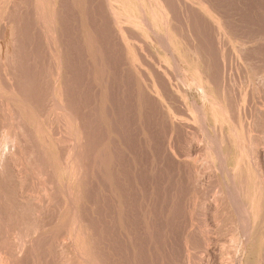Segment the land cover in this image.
<instances>
[{
  "label": "rangeland",
  "instance_id": "374dc122",
  "mask_svg": "<svg viewBox=\"0 0 264 264\" xmlns=\"http://www.w3.org/2000/svg\"><path fill=\"white\" fill-rule=\"evenodd\" d=\"M0 7V168L4 167L3 177L6 178L1 179L0 185L5 184L6 192L11 194L10 196L6 194L2 187L1 197L7 195L11 198V203L7 208L10 212L2 215V220L8 223V227L4 225L0 227L2 229L0 238L3 237L0 239V257L4 256V250L8 251L10 248L7 244L13 242L17 245L27 239L18 249V253L20 255L22 253V257L20 256L22 264L23 262L63 264L65 260L64 264H78V254H74V250L72 252L73 240L68 238L66 230L70 229L73 221L71 217H74L72 214H75L74 210L77 209L76 214L80 215L79 219L82 221L80 223L88 235L86 239L90 240V242L88 240L90 256L93 254L91 258H95L93 262H97L96 264L264 263V163L259 164L253 154L254 158L251 154L247 156V153H242L245 152L243 149L250 146L249 142L252 143L254 140L260 141L259 150L264 151V116H260L264 111V0H0ZM154 13L158 15L155 16ZM163 19H167L166 24L162 22ZM148 24L150 29L146 28ZM135 26L140 27L136 29ZM196 70H199L202 76V84L207 87L206 93L197 86L193 87L194 83L191 80L194 79L193 76L196 77ZM257 78H260V81ZM2 101H5L4 105ZM212 101L217 103L213 104ZM195 105L200 107V110L205 108L203 109L207 119L205 126L202 125L204 122L200 123L201 121L196 118L195 112L198 109L194 111L197 107ZM210 105L216 115L213 114ZM6 114L9 119L2 117ZM227 116L229 118H226ZM231 118L237 120V123L233 125L234 120ZM12 123L14 125L17 123V128ZM19 125L21 129L27 128L28 132L30 131L28 134L27 129L24 130L28 142L26 141L24 147L27 148L21 156L16 152L23 149V146L15 143L16 136H12V133L21 130L18 128ZM6 131L8 134L11 131V135L8 136ZM229 133L232 138L228 137ZM233 133H236L235 136ZM7 136L14 139H8ZM194 136L196 140L193 142ZM242 137L244 141L247 140L246 144L242 143L244 142ZM1 138L12 142L4 146L1 144ZM188 139L190 144L194 143L191 147ZM220 142L224 143L222 154L227 157V164L220 159L217 160L219 152L216 147ZM37 144L39 147H36ZM206 146H209L212 152ZM204 148L209 151H205ZM10 155L22 159L18 167L22 175H25L21 195L26 194V197L25 195L23 197L29 199L31 208H39L41 217L28 213L23 215L22 212L20 214V211H16L19 204L21 205L19 201L22 200V196L19 198L20 193L16 194L12 183L14 179L12 173L16 169L9 170V167H12L11 163L9 162L8 166V158V161H5V157ZM37 156L36 163L32 158L37 159ZM249 157L255 159L254 162ZM247 160L249 164L244 163ZM195 161L199 165H196ZM66 163L70 165V169L66 167ZM35 166L38 171L40 169L43 172L34 170ZM198 166H201L199 172ZM225 167L230 172L232 169L233 173L237 171L238 189L244 192L245 188L246 195L253 193L254 189L258 195L259 191V198L254 195L253 200L250 196L255 193H251L248 198L243 194L245 198L243 201L248 202L251 199L253 202L252 205L245 202V205H249H246L248 209L261 206L259 211L262 210L249 239H245L247 237L244 234L245 221L242 217H247L245 209L240 215V220L244 222H241L242 224L239 222L242 226L239 228V214L234 208L231 209L229 200L223 198L231 190ZM6 170L8 172L12 170V176L5 173ZM194 173H200L199 177ZM43 174L49 175L48 177L46 175V178ZM201 175L204 177L203 180L202 177L200 179ZM197 179L202 182H198ZM69 188L75 190L73 192L75 200L72 197L75 209H71L73 201L68 195ZM192 199L195 201L194 208ZM254 199L255 202L261 200V203L258 201L256 204L259 205H256ZM217 200L221 202L216 212ZM3 201L0 202V210L3 208L1 207ZM37 205H40L41 209ZM250 209V212L253 211ZM35 222L43 228L46 227L43 229L40 226L41 230L37 231L31 229ZM206 227L208 230H205ZM235 233L239 236L237 243L232 239ZM55 234L59 238L62 234L65 238V241L61 240L60 248L65 249L67 257L65 254L58 255L61 253L59 249L55 250L52 244ZM205 238H208L207 241L210 240L209 243ZM6 239L8 243L4 241ZM29 241L36 246L35 250L31 249ZM63 242H67L66 245ZM23 247L26 249L25 255ZM207 249L210 252H206ZM69 251L71 253H68ZM201 252L204 256H201L202 258ZM46 255H49L47 259ZM195 257L200 260L199 263Z\"/></svg>",
  "mask_w": 264,
  "mask_h": 264
},
{
  "label": "bare ground",
  "instance_id": "6f19581e",
  "mask_svg": "<svg viewBox=\"0 0 264 264\" xmlns=\"http://www.w3.org/2000/svg\"><path fill=\"white\" fill-rule=\"evenodd\" d=\"M90 1H91V0H90ZM109 1H110V0H109ZM151 2H152V1H151ZM3 3H4V1H3ZM3 3H2V4H3ZM14 3H15V2H14ZM40 3H41V2H40ZM104 3H105V2H104ZM156 3H157V2H156ZM54 4H55V2H54ZM209 4H210V3H209ZM37 5H38V4H37ZM20 6H21V5H20ZM28 6H29V5H28ZM47 6H48V5H47ZM111 6H112V5H111ZM157 6H158V5H157ZM50 8H51V7H50ZM108 8H109V7H108ZM210 8H211V7H210ZM0 9H1V7H0ZM87 9H88V8H87ZM26 11H27V10H26ZM111 11H112V10H111ZM155 11H156V9H155ZM160 11H161V10H160ZM115 12H116V11H115ZM162 12H163V10H162ZM200 12H201V11H200ZM165 13H167V11H166ZM31 14H32V13H31ZM39 14H40V13H39ZM53 14H54V13H53ZM154 14H155V13H154ZM159 14H160V13H159ZM162 14H163V13H161V16H162ZM201 14H202V13H201ZM55 15H56V14H55ZM99 15H100V14H99ZM143 15H144V14H143ZM156 15H158V14L156 13L155 16H156ZM53 16H54V15H53ZM116 16H117V15H116ZM165 16H166V15H165ZM168 16H169V15H168ZM168 16H167V17H168ZM32 17H33V16H32ZM134 18H135V17H134ZM164 18H166V17H164ZM167 19H169V18H167ZM167 19H166V20H167ZM24 20H25V19H24ZM46 20H47V19H46ZM166 20L163 19L162 22L164 21V24H166ZM11 21H12V20H11ZM41 21H42V20H41ZM121 21H122V20H121ZM48 22H49V21H48ZM87 22H88V21H87ZM91 22H92V21H91ZM167 22H168V21H167ZM129 23H131V22H129ZM10 24H11V23H10ZM50 24H51V23H50ZM50 24H49V25H50ZM162 24H163V23H162ZM54 25H55V24H54ZM130 25H131V24H130ZM137 25H138V24H137ZM144 25H145V24H144ZM5 26H6V24H5ZM146 26H147V27H146L147 29H148V28L150 29L149 24L146 25ZM220 26H221V25H220ZM124 27H125V26H124ZM137 27L139 28L140 26H135L136 29H137ZM144 27H145V26H144ZM54 28H55V27H54ZM106 28H107V27H106ZM141 28H143V27H141ZM166 28H167V27H166ZM34 29H35V28H34ZM67 29H68V28H67ZM168 29H169V28H168ZM73 30H74V29H73ZM81 30H82V29H81ZM133 30H134V29H133ZM138 30H141V31H142V29H138ZM148 31H149V30H148ZM167 31H168V30H167ZM195 31H196V30H195ZM256 31H257V30H256ZM1 32H3V31H1ZM23 32H24V31H23ZM129 32H130V31H129ZM137 32H138V31H137ZM143 32H144V29H143ZM153 32H154V30H153ZM17 33H18V32H17ZM20 33H21V32H20ZM52 33H53V32H52ZM166 34H167V33H166ZM28 36H29V35H28ZM67 36H68V35H67ZM67 36H66V37H67ZM187 36H188V35H187ZM3 37H4V36H3ZM164 37H165V36H164ZM191 37H192V36H191ZM8 38H9V37H8ZM15 38H16V37H15ZM68 38H69V37H68ZM157 39H158V38H157ZM169 39H170V38H169ZM250 39H251V38H250ZM26 40H27V39H26ZM109 40H110V39H109ZM139 40H140V39H139ZM158 40H159V39H158ZM163 40H164V39H163ZM15 41H16V40H15ZM111 41H112V40H111ZM140 41H141V40H140ZM18 42H19V40H18ZM43 42H44V41H43ZM141 42H142V41H141ZM188 42H189V41H188ZM249 42H250V41H249ZM50 43H51V41H50ZM143 43H144V42H143ZM210 43H211V42H210ZM213 43H214V42H213ZM153 44H154V43H153ZM23 46H24V45H23ZM96 46H97V45H96ZM203 47H204V46H203ZM211 47H212V46H211ZM242 47H243V46H242ZM13 48H14V47H13ZM51 49H53V48H51ZM103 49H104V48H103ZM194 50H195V49H194ZM119 53H120V52H119ZM76 54H77V53H76ZM85 54H86V53H85ZM211 54H212V53H211ZM115 55H116V54H115ZM197 55H198V54H197ZM200 55H201V54H200ZM4 56H5V55H4ZM123 57H124V56H123ZM197 57H198V56H197ZM210 57H211V56H210ZM6 58H7V57H6ZM6 58H5V59H6ZM12 58H13V57H12ZM115 58H116V57H115ZM207 58H208V57H207ZM20 59H21V55H20ZM203 59H204V58H203ZM217 59H218V58H217ZM240 59H241V58H240ZM13 60H14V59H13ZM204 60H205V59H204ZM20 61H21V60H20ZM108 61H109V60H108ZM174 61H175V60H174ZM15 62H16V61H15ZM17 62H18V61H17ZM99 62H100V61H99ZM113 62H114V61H113ZM122 62H123V61H122ZM75 63H76V62H75ZM11 64H12V62H11ZM17 64H18V63H17ZM113 64H114V63H113ZM205 64H206V63H205ZM12 65H13V64H12ZM23 65H24V64H23ZM1 66H2V65H1ZM10 66H11V65H10ZM20 66H21V65H20ZM20 66H19V67H20ZM135 66H136V65H135ZM101 67H102V66H101ZM110 67H111V66H110ZM115 67H116V66H115ZM176 67H177V66H176ZM217 67H218V66H217ZM261 67H262V66H261ZM49 68H50V67H49ZM102 68H103V67H102ZM113 68H114V67H113ZM13 69H14V68H13ZM16 69H17V68H16ZM87 69H88V68H87ZM229 69H230V68H229ZM256 69H258V68H256ZM262 69H263V68H262ZM52 70H53V69H52ZM103 70H104V69H103ZM114 70H115V69H114ZM125 70H126V69H125ZM253 70H254V69H253ZM0 71H1V70H0ZM9 71H10V70H9ZM58 71H60V70H58ZM58 71H57V72H58ZM121 71H122V70H121ZM185 71H186V70H185ZM198 71H199V70H198ZM198 71L196 70V72H195V73H196V74H195L196 77L192 75V76L194 77V79H193V77H192L191 79H193V80H191V81H193L192 83H194L193 87H194V86H195V87L197 86L199 89H202V90L205 92V90H206L207 87H206L205 85L202 84V83H203V82H202V76H201V74H200ZM258 71H260V70H258ZM13 72H14V71H13ZM21 72H23V71H21ZM101 72H102V71H101ZM261 72H262V71H261ZM263 72H264V71H263ZM14 73H15V72H14ZM31 73H32V72H31ZM107 73H108V72H107ZM180 73H181V72H180ZM185 73H186V72H185ZM258 73H259V72H258ZM49 74H50V73H49ZM120 74H121V73H120ZM188 74H189V73H188ZM216 74H217V73H216ZM221 74H222V73H221ZM243 74H244V73H243ZM261 74H262V73H261ZM261 74H260V75H261ZM23 75H24V74H23ZM56 75H57V73H56ZM114 75H115V74H114ZM253 75H254V73H253ZM257 75H258V74H257ZM263 75H264V74H263ZM20 76H21V75H20ZM183 76H184V75H183ZM57 77H58V75H57ZM106 77H107V76H106ZM254 77H255V76H254ZM256 77H257V76H256ZM259 77H260V76H259ZM48 78H49V77H48ZM81 78H82V77H81ZM112 78H113V77H112ZM218 78H219V76H218ZM263 78H264V77H263ZM53 79H54V78H53ZM106 79H107V78H106ZM187 79H188V78H187ZM205 79H206V78H205ZM257 79H258V78H257ZM257 79H256V81H257ZM259 79H260V78H259ZM259 79H258V80H259ZM110 80H111V79H110ZM147 80H148V79H147ZM174 80H175V79H174ZM219 80H220V79H219ZM132 81H133V80H132ZM175 81H176V80H175ZM186 81H187V80H186ZM203 81H204V80H203ZM230 81H231V80H230ZM259 81H260V80H259ZM111 82H112V81H111ZM180 82H181V81H180ZM187 82H188V81H187ZM189 82H190V81H189ZM261 82H262V81H261ZM9 83H10V82H9ZM84 83H85V81H84ZM87 83H88V82H87ZM174 83H175V82H174ZM176 83H177V82H176ZM176 83H175V84H176ZM183 83H184V82H182V84H183ZM263 83H264V82H263ZM4 84H5V83H4ZM25 84H26V83H25ZM63 84H64V83H63ZM120 84H121V82H120ZM127 84H128V83H127ZM190 84H191V83H190ZM204 84H205V82H204ZM222 84H223V83H222ZM253 84H254V83H253ZM9 85H10V84H9ZM109 85H110V84H109ZM178 85H179V84H178ZM212 85H213V84H212ZM21 86H22V85H21ZM115 86H116V85H115ZM253 86H254V85H253ZM255 86H256V85H255ZM262 86H263V85H262ZM9 87H10V86H9ZM120 87H121V86H120ZM189 87H191V86L189 85ZM14 88H15V87H14ZM252 88H253V87H252ZM255 88H257V87H255ZM263 88H264V87H263ZM23 89H24V88H23ZM27 89H28V88H27ZM54 89H55V88H54ZM69 89H70V88H69ZM131 89H132V88H131ZM178 89H179V88H178ZM8 90H9V89H8ZM12 90H13V89H12ZM18 90H19V88H18ZM109 90H110V88H109ZM132 90H133V89H132ZM259 90H260V89H259ZM91 91H92V90H91ZM187 91H188V90H187ZM211 91H213V90L211 89ZM254 91H255V90H254ZM5 92H6V91H5ZM23 92H24V91H23ZM56 92L58 93V91H56ZM121 92H122V91H121ZM248 92H249V91H248ZM20 93H21V91H20ZM50 93H51V92H50ZM129 93H130V91H129ZM205 93H206V92H205ZM252 93H253V92H252ZM21 94H22V93H21ZM97 94H98V93H97ZM136 94H137V93H136ZM209 94H210V92H209ZM261 94H262V93H261ZM25 95H26V94H25ZM76 95H77V94H76ZM114 95H115V94H114ZM123 95H124V94H123ZM130 95H131V94H130ZM210 95H211V94H210ZM226 95H227V94H226ZM254 95H255V94H254ZM204 96H205V95H204ZM2 97H3V96H2ZM69 97H70V96H69ZM125 97H126V96H125ZM127 97H128V96H127ZM127 97H126V98H127ZM227 97H228V95H227ZM263 97H264V96H263ZM23 98H24V97H23ZM25 98H26V97H25ZM27 98H28V97H27ZM30 98H31V96H30ZM47 98H48V97H47ZM209 98H210V97H209ZM209 98H208V99H209ZM225 98H226V97H225ZM6 99H7V98H6ZM120 99H121V98H120ZM122 99H123V98H122ZM122 99H121V100H122ZM185 99H186V98H185ZM214 99H215V98H214ZM214 99H213V100H214ZM227 99H228V98H227ZM230 99H231V98H230ZM2 100H3V99H2ZM17 100H18V98H17ZM24 100H26V99H24ZM24 100H23V101H24ZM54 100H55V99H54ZM228 100H229V99H228ZM0 101H1V100H0ZM19 101H20V100H19ZM82 101H83V100H82ZM85 101H86V100H85ZM106 101H107V100H106ZM210 101H211V100H210ZM215 101H217V100H215ZM226 101H227V100H226ZM2 102H3V101H2ZM4 102H5V101H4ZM4 102L2 103L3 105H4ZM51 102H52V101H51ZM83 102H84V101H83ZM92 102H93V101H92ZM212 102H213V104H216V103H217V102H214V101H212ZM21 103H22V102H21ZM24 103H25V102H24ZM76 103H77V102H76ZM202 103H203V101H202ZM232 103H233V102H232ZM259 103H260V102H259ZM34 104H35V103H34ZM71 104H72V103H71ZM213 104H212V105H213ZM260 104H261V103H260ZM48 105H49V104H48ZM212 105H210V106H211V109H212ZM218 105H220V104H218ZM218 105H217V108H216V111H217V112H218L217 109H218V107H219ZM5 106H6V105H5ZM60 106H61V105H60ZM164 106H165V105H164ZM195 106H197V105H195ZM195 106H194V107H195ZM210 106H208V107L210 108ZM213 106H214V108H215V105H213ZM221 106H223V105H221ZM224 106H225V105H224ZM231 106H232V105H231ZM231 106H230V110H231ZM31 107H32V106H31ZM38 107H39V106H38ZM53 107H54V106H53ZM86 107H87V106H86ZM203 107H205V106H203ZM208 107H207V109H209ZM226 107H227V106H225V108H226ZM254 107H255V106H254ZM0 108H1V106H0ZM32 108H33V107H32ZM46 108H47V107H46ZM199 108H200V107H199ZM199 108H198V106L194 108V111H196V110L198 109V110L195 112V113L197 114V117H196V116H195V117L197 118V120H200V121H201L200 123L204 122V123H202V125L204 124V126H205V122H206V120H207V119H206V115H205V113H204L205 108H203L204 110L202 109L203 111L200 110ZM214 108L212 109V110H213V114H214V111H215ZM225 108H223V109H225ZM257 108H258V107H257ZM15 109H16V108H15ZM18 109H19V108H18ZM25 109H26V108H25ZM25 109H24V110H25ZM27 109H28V108H27ZM72 109H73V108H72ZM226 109H227V108H226ZM2 110H4V108H2ZM20 110H21V109H20ZM47 110H48V109H47ZM64 110H66V109H64ZM189 110H190V109H189ZM212 110H211V112H212ZM219 110L222 111L221 109H219ZM227 110L229 111V109H227ZM256 110H257V109H256ZM10 111H11V110H10ZM10 111H9V112H10ZM54 111L56 112V110H54ZM122 111H123V110H122ZM220 111H219V112H220ZM225 111H226V110H225ZM26 112H27V111H26ZM48 112H49V111H48ZM71 112H72V111H71ZM187 112H188V110H187ZM209 112H210V111H209ZM211 112H210V114H211ZM223 112H224V111H223ZM234 112H235V111H234V108H233V113H234ZM240 112H241V111H240ZM257 112H258V111H257ZM11 113H12V112H11ZM14 113H15V112H14ZM19 113H20V112H19ZM33 113H34V112H33ZM106 113H107V112H106ZM190 113H191V112H190ZM226 113H227V112H226ZM229 113H230V112H229ZM233 113H232V114H233ZM238 113H239V112H238ZM260 113H261V111H260ZM16 114H17V113H16ZM28 114H29V113H28ZM213 114H212V116H213V117H216V116H214V115H216V113H215L214 115H213ZM221 114H222V112H221ZM221 114H220V115H221ZM227 114H228V113H227ZM227 114H225V115H227ZM232 114H231V116H232ZM261 114H262V113H261ZM263 114H264V111H263ZM263 114L260 115V116H264ZM6 115H7V114H6ZM6 115H2V117L5 116L6 119H7V118L9 119V116H8V115L6 116ZM19 115H20V114H19ZM19 115H18V116H19ZM183 115H184V114H183ZM186 115H187V114H186ZM222 115H223V114H222ZM229 115H230V114H229ZM233 115H234V114H233ZM235 115H236V114H235ZM11 116H12V114H11ZM122 116H123V115H122ZM190 116H191V115H190ZM236 116H237V115H236ZM242 116H243V115H242ZM260 116H259V117H260ZM11 118H12V117H11ZM20 118H22V117H20ZM26 118H27V117H26ZM68 118H69V117H68ZM118 118H120V117H118ZM226 118H229V117L227 116ZM233 118H234V117H233ZM233 118H231V119L234 120ZM0 119H1V118H0ZM17 119H18V118H17ZM76 119H77V118H76ZM175 119H176V118H175ZM191 119H192V118H191ZM213 119H214V118H213ZM221 119H222V118H221ZM11 120H12V119H11ZM11 120H10V121H11ZM14 120H15V119H14ZM20 120H21V119H20ZM66 120H67V119H66ZM89 120H90V119H89ZM181 120H182V119H181ZM193 120H194V119H193ZM214 120H216V119H214ZM219 120H220V119H219ZM8 121H9V120H8ZM176 121H177V120H176ZM222 121H226V120H222ZM222 121H221V123H222ZM227 121H228V119H227ZM230 121H231V120H230ZM5 122H6V121H5ZM11 122H12V121H11ZM177 122H178V121H177ZM214 122H215V121H214ZM216 122H217V121H216ZM219 122H220V121H219ZM228 122H229V121H228ZM239 122H240V121H239ZM18 123H19V122H18ZM21 123H23V122H21ZM232 123H233V125H234V123L236 124V123H237V120H234V122L232 121ZM232 123H231V124H232ZM6 124H7V123H6ZM6 124H5V125H6ZM10 124H11V123H10ZM12 124H13V123H12ZM16 124H17V123H16ZM16 124H15V125L13 124L14 126H16L15 128H17V125H16ZM23 124H24V123H23ZM23 124H21V125L23 126ZM31 124H32V123H31ZM50 124H51V123H50ZM216 124H217V123H216ZM216 124H215V125H216ZM219 124H220V123H219ZM258 124H259V123H258ZM57 125H58V124H57ZM168 125H169V124H168ZM184 125H185V124H184ZM184 125H183V126H184ZM189 125H190V124H189ZM192 125H194V124H192ZM199 125H200V124H199ZM9 126L12 127V125H9ZM14 126H13V127H14ZM179 126H180V125H179ZM241 126H242V125H241ZM247 126H248V125H247ZM257 126H259V125H257ZM263 126H264V125H263ZM4 127H5V126H4ZM11 127H10V128H11ZM31 127H32V126H31ZM63 127H64V126H63ZM74 127H75V126H74ZM89 127H90V126H89ZM260 127H262V126L260 125ZM10 128H9V130H10ZM18 128L21 129V126L19 125ZM23 128H25V127H23ZM11 129H12V128H11ZM19 129H17V130H19ZM26 129H27V128H26ZM26 129H24V130L26 131ZM30 129H31V128H30ZM51 129H52V128H51ZM203 129H204V128H203ZM255 129H256V127H255ZM262 129H263V128H262ZM13 130H14V129H13ZM15 130H16V129H15ZM15 130H14V131H15ZM24 130L21 129V130H19V131L14 132V134L12 133V136H13V135L16 136V138H15V139H16L15 143H17V144L20 143L21 146H23V149H22L21 147H20L21 149L18 148V149H20L21 151H20V150L17 151V149H16V151H17L16 153H19L20 156H21V154H23L24 149L27 148V147H26V148L24 147V146H25V143H26V141H27V140H26V139H27V138H26L27 135H26V132H25ZM204 130H205V129H204ZM217 130H218V129H217ZM221 130H222V129H221ZM230 130H231V128H230ZM246 130H247V129H246ZM256 130H257V129H256ZM256 130H255V131H256ZM1 131H3V130H1ZM11 131H12V130H11ZM11 131H10V132L8 131L9 134H8L7 131H6V133H7L8 136L11 135V134H10ZM54 131H55V130H54ZM85 131H86V130H85ZM187 131H188V130H187ZM200 131H201V130H200ZM205 131H208V130H205ZM215 131H216V130H215ZM234 131H236V130H234ZM29 132H30V131H29ZM29 132H28V129H27V133H28V134H29ZM33 132H34V131H33ZM180 132H181V131H180ZM202 132H203V131H202ZM231 132H232V131H230V133H231ZM236 132H237V131H236ZM239 132H240V130H239ZM243 132H244V130H243ZM250 132H251V131H250ZM195 133H196V132H195ZM218 133H219V132H218ZM224 133H225V132H224ZM230 133H229V136H228L229 138L231 137V136H230ZM31 134H32V133H31ZM75 134H76V133H75ZM203 134H204V133H203ZM205 134H206V133H205ZM233 134H234V133H233ZM235 134H236V133H235ZM235 134H234V136H235ZM240 134H241V133H240ZM52 135H53V134H52ZM217 135H218V134H217ZM237 135H238V134H237ZM248 135H249V134H248ZM250 135H251V134H250ZM250 135H249V136H250ZM4 136H5V135H4ZM8 136H7V137H8ZM53 136H54V135H53ZM195 136H196L197 138H199L198 135H195ZM195 136H194V137H195ZM200 136H201V135H200ZM232 136H233V135H232ZM241 136H243V134H242ZM2 137H3V136H2ZM18 137H19V138H18ZM30 137H31V136H30ZM180 137H181V136H180ZM194 137H193V138H194ZM196 137H195L194 140L192 139L193 142L196 140ZM209 137H210V136H209ZM253 137H254V136H253ZM9 138L11 139L12 137H8V139H9ZM28 138H29V137H28ZM47 138H48V137H47ZM178 138H179V137H178ZM189 138H190V137H189ZM211 138H212V137H211ZM216 138H217V137H216ZM223 138H224V135H223ZM231 138H232V137H231ZM234 138H235V137H234ZM236 138H237V136H236ZM243 138H244V137H242V139H243ZM246 138H247V136H246ZM248 138H249V137H248ZM1 139H2L1 144L4 145V146L9 145V143H10V141H11V140H8V141H7L6 138H4V139L1 138ZM12 139H14V138H12ZM30 139H31V138H30ZM32 139H33V138H32ZM204 139H205V138H204ZM217 139H218V138H217ZM239 139H241V138H239ZM251 139L254 140V138H251ZM188 140H189V139H188ZM221 140H222V139H221ZM29 141H30V140H29ZM33 141H34V140H33ZM48 141H49V140H48ZM48 141H47V142H48ZM217 141H219V139H218ZM217 141H216V142H217ZM228 141H229V140H228ZM228 141H227V142H228ZM234 141H236V140H234ZM242 141H244V139H243ZM245 141H247V140H245ZM245 141L242 142V143H245ZM249 141H250V139H249ZM261 141H262V140H261ZM11 142H12V141H11ZM27 142H28V141H27ZM30 142H31V141H30ZM80 142H81V141H80ZM188 142H189V144L191 143L190 140H189ZM223 142H224V141H223ZM15 143H14V144H15ZM32 143H34V142H32ZM32 143H31V144H32ZM82 143H83V142H82ZM186 143H187V142H186ZM247 143H248V142H247ZM261 143H262V142H261ZM26 144H27V143H26ZM60 144H61V143H60ZM192 144H194V143H192ZM192 144H190L189 146L191 147ZM198 144H199V143L197 142V145H198ZM217 144H218V145H217L216 148H218V151H217V152H219V155H218L217 160L220 159L221 161H224V163L227 164V161H228V160L226 161V158H227V157H226L225 155L222 154V150H223V152H224V149H223V145H224V143H221V142H220V143H217ZM239 144H240V143H239ZM245 144H246V143H245ZM15 145H16V144H15ZM32 145L34 146V144H32ZM201 145H202V143H201ZM215 145H216V144H215ZM242 145H243V144H242ZM249 145H250V146H248V147H247V145H246L247 148H245V150L243 149V151H245V152H242V153H244V154L247 153V154H246L247 156L250 155V154H251V155L253 154V155L255 156L256 161H257L259 164H261L260 162L264 163V151H263V150H259L260 141L256 142V141L254 140L252 143H251V141H250V142H249ZM18 146H19V145H18ZM46 146H47V145H46ZM58 146H59V145H58ZM187 146H188V144H187ZM199 146H200V145H199ZM237 146H238V143H237ZM16 147H17V146H16ZM36 147H39V145L37 144ZM193 147H194V146H193ZM202 147H203V146H202ZM206 147H207V146H206ZM3 148H4V147H3ZM47 148H48V147H47ZM194 148H195V147H194ZM207 148L209 149L210 147L208 146ZM207 148H206V149H207ZM224 148H225V147H224ZM240 148H241V147H240ZM35 149H36V148H35ZM35 149H34V151H35ZM37 149H38V148H37ZM176 149H177V148H176ZM185 149H186V148H185ZM189 149H192V148H189ZM204 149H205V148H204ZM206 149H205V151H209L208 149H207V150H206ZM210 149H211V148H210ZM39 150H40V149H39ZM71 150H72V149H71ZM194 150H196V148H195ZM238 150H239V148H238ZM7 151H8V150H7ZM14 151H15V149H14ZM29 151H31V150H29ZM44 151H46V150H44ZM66 151H67V150H66ZM81 151H82V150H81ZM190 151H193V149L190 150ZM190 151H189V152H190ZM196 151H197V150H196ZM239 151H240V150H239ZM241 151H242V150H241ZM1 152H2V151H1ZM25 152H26V151H25ZM37 152H38V150H36L35 153H37ZM71 152H72V151H71ZM198 152H199V151H198ZM211 152H212V149H211ZM230 152H231V151H230ZM16 153H15V154H16ZM35 153H34V154H35ZM68 153H69V152H68ZM199 153H200V152H199ZM7 154H8V153H7ZM32 154H33V153H32ZM34 154H33V155H34ZM189 154H190V153H189ZM208 154H209V153H208ZM228 154H229V153H228ZM16 155H18V154H16ZM36 155H37V154H36ZM44 155H45V154H44ZM190 155H191V154H190ZM253 155H252V158H254ZM39 156H40V155H39ZM108 156H109V155H108ZM22 157H23V156H22ZM84 157H85V156H84ZM202 157H203V156H202ZM245 157H246V156H245ZM5 158H6L5 161H8V160H9V161H8V166L10 165L9 162L11 163V166H12V167H9V170H10V168H11V169L13 168V169H16L15 171H17V172L13 171V173H12V174H14V176H13L14 179H13L12 183H13V187H14V189H15L16 192H17L16 194H19V193H20V197H19L18 195H17V197L21 198V196H22V200L20 199L21 201H19V202L21 203V205L18 203L19 206H18V208H16V211H17V212L20 211V214H21V212H22L23 215H24V213H28V215L31 214V215H33V216L35 215V216L41 217L42 215L39 216V215L41 214V213L39 212L40 210L38 211L39 208H31V206H29V202H30L29 199H27V198L25 199V198H24V197H26V194H24L25 196H24V195H21V192H22L21 190H22V186H23L22 184H23V181H24V180H23V176H25V175H22L23 173H22L21 171H19L20 168L18 169V167L21 165V164L19 165V162H20V160L22 161V159H20L19 156H14V155H12V156L10 155V156H8V157L6 156ZM7 158H8V160H7ZM23 158H24V157H23ZM35 158H36V157H35ZM82 158H83V157H82ZM87 158H88V157H87ZM249 158H250V157H249ZM252 158H250V159L252 160ZM202 159H203V158H202ZM246 159H247V157H246ZM255 159H253V160H255ZM32 160H35V161L37 160V161H38V156H37V159H33V158H32ZM44 160H45V159H44ZM61 160H62V159H61ZM67 160H68V159H67ZM75 160H76V159H75ZM80 160H81V159H80ZM108 160H109V159H108ZM189 160H190V159H189ZM195 160H196V159H195ZM197 160H198V158H197ZM197 160H196V161H197ZM253 160H252V162H254ZM37 161H36V163H37ZM83 161H84V160H83ZM196 161H195V162H196ZM200 161H201V160H200ZM212 161H213V160H212ZM218 161H219V160H218ZM2 162H3V161H2ZM58 162H59V161H58ZM88 162H89V161H88ZM108 162H109V161H108ZM189 162H190V161H189ZM243 162H244V161H243ZM0 163H1V159H0ZM67 163H69V162H67ZM67 163H66V164H67ZM196 163H197V162H196ZM237 163H238V162H237ZM244 163H248V160H247V162L245 161ZM244 163H243V164H244ZM255 163H256V162H255ZM255 163H254V164H255ZM23 164H24V163H23ZM38 164H39V163H38ZM190 164L192 165L191 162H190ZM248 164H249V163H248ZM259 164H258V166H259ZM4 165H5V164L3 163L2 166H4ZM28 165H29V164H28ZM48 165H49V163H48ZM83 165H84V164H83ZM186 165H187V164H186ZM196 165H199V164L197 163ZM201 165H202V164H201ZM208 165H209V164H208ZM241 165H242V164H241ZM24 166H25V165H24ZM29 166H30V165H29ZM42 166H43V165H42ZM183 166H184V165H183ZM192 166H193V165H192ZM224 166H225V165H224ZM244 166H245V165H244ZM21 167H22V166H21ZM30 167H31V166H30ZM37 167H38V165H37ZM37 167L35 166L36 169H34V170L38 171V168H37ZM39 167H40V166H39ZM48 167H49V166H48ZM66 167L70 169V165H69V164H67ZM66 167H65V168H66ZM82 167H83V166H82ZM108 167H109V166H108ZM194 167H195V166H194ZM198 167H199V169H197V170H198V172H199L200 169H201V168H200L201 166H198ZM239 167H240V166H239ZM32 168H33V167H32ZM63 168H64V167H63ZM79 168H81V167H79ZM91 168H92V167H91ZM91 168H90V170H91ZM183 168H185V167H183ZM196 168H197V167H196ZM196 168H195V170H196ZM225 168H226V171H225V172H226L227 177H228V179H229V181H230V183H231V186H230V187H231V190H230V193H227L226 197H223V198L229 200V203H230V207H231V209L234 208V210L236 211V213L239 214V217H240V215H241L243 212L246 211L247 217L243 216V217H245L246 219L243 218V217H242V219L245 221V224L243 225V226H245V227H244V230L246 231V232L244 231V232H245L244 234H245V236L247 237V238H245V239H249V237H250L251 234H252L251 231H253L252 228H253L254 224H256V222H257L256 219L259 218V213L262 211V210L259 211L260 208H261V206H259V208H257V206H254V205H255L258 201H260L259 203H261V200H258V201L256 200V202H255V199H256V198L254 199V203H255V204L253 205L254 208H252L253 211L250 212V211H249L250 208L248 209V207L246 206V205H248V204L245 205V202H247V200L243 201V199H245L244 196H243V194L246 195L245 192H246L247 190L244 188L245 191L243 190L244 192H242V190H239L240 188L238 189V186H237V176H236V172H237V171L233 173L234 170H233L232 168H230V169H232L231 172L227 169V167H225ZM255 168H256V167H255ZM17 169H18V170H17ZM21 169H22V168H21ZM24 169H25V168H24ZM42 169H44V168L42 167ZM223 169H224V168H223ZM240 169H241V168H240ZM263 169H264V168H263ZM26 170H27V169H26ZM34 170H33V171H34ZM45 170H46V169H45ZM45 170H44V173H45ZM66 170H67V169H66ZM84 170H85V169H84ZM224 170H225V169H224ZM235 170H236V169H235ZM6 171H7V170H6ZM11 171H12V170H11ZM11 171H9L10 173H9L8 171L5 172V173L10 174V175L12 176ZM33 171H30V173L33 172ZM36 171H34L35 174H36ZM39 171L43 172V171L40 170V169H39ZM39 171H38V172H39ZM47 171H49V170H47ZM73 171H74V170H73ZM263 171H264V170H263ZM23 172H26V171H23ZM34 172H33V173H34ZM38 172H37V174H38ZM78 172H79V171H78ZM196 172H197V171H196ZM202 172H203V171H202ZM206 172H207V171H206ZM239 172H240V171H239ZM261 172H262V171H261ZM3 173H4V167H3V168H0V181H1V179L4 178V177H3V176H4ZM33 173H32V174H33ZM48 173H49V172H48ZM67 173H68V172H67ZM80 173H82V172H80ZM104 173H105V172H104ZM190 173H191V172H190ZM240 173H241V172H240ZM26 174H27V173H26ZM35 174H33V176H34ZM39 174H40V173H39ZM41 174H42V173H41ZM49 174H51V173H49ZM49 174H46L47 177H48ZM74 174H75V173H74ZM106 174H107V173H106ZM196 174L198 175V176H196V177H199L200 173H199V174L196 173ZM196 174L194 173V175H196ZM203 174H204V173H203ZM206 174H207V173H206ZM209 174H210V173H209ZM234 174H235V175H234ZM27 175H28V174H27ZM46 175L43 174L44 177H46ZM79 175H80V174H79ZM104 175H105V174H104ZM109 175H110V173H109ZM211 175H212V174H211ZM6 176L8 177V175H6ZM37 176H38V175H37ZM37 176H36V177H37ZM71 176H72V175H71ZM75 176H76V175H75ZM241 176H242V175H241ZM254 176H255V175H254ZM9 177H10V176H9ZM34 177H35V176H34ZM47 177H46V178H47ZM49 177H51V176H49ZM65 177H66V176H65ZM196 177H195V179H196ZM201 177H202V175L200 176V179H201ZM255 177H256V176H255ZM259 177H260V174H259ZM10 178H11V177H10ZM30 178H32V176H31ZM40 178L42 179L41 176H40ZM124 178H125V177H124ZM203 178H204V177H202V180H203ZM247 178H248V177H247ZM249 178H250V177H249ZM263 178H264V177H263ZM4 179H6V178H4ZM7 179H8V178H7ZM25 179H26V178H25ZM49 179H50V178H49ZM49 179H48V180H49ZM105 179H106V178H105ZM193 179H194V178H193ZM200 179H197V181H198V182H202V181H199ZM207 179H208V178H207ZM261 179H262V176H261ZM261 179H260V180H261ZM26 180H27V179H26ZM28 180H29V179H28ZM37 180H38V179H37ZM187 180H188V179H187ZM211 180H212V179H211ZM223 180H224V179H223ZM263 180H264V179H263ZM263 180H262V181H263ZM6 181H7V180H6ZM50 181H51V180H50ZM131 181H132V180H131ZM197 181H196V182H197ZM207 181H208V180H207ZM227 181H228V180H227ZM262 181H261V182H262ZM9 182L11 183V181H9ZM39 182H40V181H39ZM51 182H52V181H51ZM51 182H49V183L51 184ZM63 182H64V181H63ZM68 182H69V181H68ZM100 182H101V181H100ZM257 182H258V181H257ZM259 182H260V181H259ZM0 183H1V182H0ZM40 183H41V182H40ZM44 183H45V179H44ZM46 183H47V182H46ZM49 183H48V185H49V187H50V184H49ZM53 183H54V182H53ZM65 183H66V182H65ZM108 183H109V182H108ZM123 183H124V182H123ZM230 183H228V185H229ZM35 184H36V182H35ZM57 184H58V182H57ZM196 184H197V183H196ZM256 184H258V183H256ZM263 184H264V183H263ZM1 185H2V184H1ZM1 185H0V187H1V191H0V202H1L2 200L5 201V202L3 201V203H1V204H2L1 207H3V208H1V210H0V227L2 228V227H3L2 225L8 227V223H4V222H3V220H2V215H4V214L7 213V212H10V211H8L7 208H8V206H9L8 204L11 203V198H8L7 195H4V194H3L4 196L1 197V195H2L1 192H3V191H2V189H3L2 187H4L5 184H4V186H3V185L1 186ZM9 185H10V184H9ZM42 185H43V184H42ZM70 185H71V184H70ZM88 185H89V184H88ZM204 185H205V184H204ZM29 186H31V185H29ZM46 186H47V184H46ZM46 186H45V187H46ZM53 186H54V184H53ZM65 186H66V185H65ZM65 186H64V187H65ZM259 186L263 187L264 185H263V186H262V185H259ZM10 187H12V185H11ZM23 187H24V186H23ZM26 187H27V186H26ZM42 187H44V185H43ZM49 187H47V189H49V190H52V189L54 188V187H52V184H51L52 189L49 188ZM135 187H136V186H135ZM243 187H244V186H243ZM246 187H247V185H246ZM256 187H257V186H256ZM34 188H35V187H34ZM34 188H33V189H34ZM62 188H63V187H62ZM120 188H121V187H120ZM187 188H188V187H187ZM189 188H190V187H189ZM189 188H188V189H189ZM191 188H192V187H191ZM202 188H203V187H202ZM263 188H264V187H263ZM44 189H45V188H44ZM44 189H43V190H44ZM47 189H45V190H47ZM63 189H64V188H63ZM69 189H70V190H69ZM69 189H68V195H69V197L72 199V197L75 195V194L73 193L75 190L73 191L71 188H69ZM208 189H209V188H208ZM218 189H219V188H218ZM4 190H5V187H4ZM8 190H9V189H8ZM12 190H13V189H12ZM23 190H24V189H23ZM29 190H31V189H29ZM45 190H44V191H45ZM60 190H61V189H60ZM95 190H96V189H95ZM209 190H211V189H209ZM250 190H253V189L250 188ZM259 190H260V188H259ZM44 191H42V193H43ZM207 191H208V190H207ZM212 191H213V189H212ZM214 191H215V189H214ZM254 191H255V189L253 190V193H255V194H253V193L251 192V193L253 194V195L250 196L251 199H252V196H253V198H254V195H255V196L257 195V193L254 192ZM5 192H6V190H5ZM5 192H4V193H5ZM8 192H9V191H8ZM32 192H33V191H32ZM61 192H62V191H61ZM102 192H103V191H102ZM142 192H143V191H142ZM147 192H148V191H147ZM190 192H191V191H190ZM216 192H217V191H216ZM221 192H223V191H221ZM11 193H12V192H11ZM23 193H24V192H23ZM23 193H22V194H23ZM29 193H30V192H29ZM39 193H40V192H39ZM52 193H53V192H52ZM54 193H55V192H54ZM63 193H64V192H63ZM97 193H98V192H97ZM107 193H108V192H107ZM111 193H112V192H111ZM117 193H118V192H117ZM217 193H218V192H217ZM249 193H250V192H249ZM251 193H250V194H251ZM260 193H261V190H260ZM6 194H8V193L6 192ZM34 194H35V192H34ZM47 194L49 195V192H47ZM66 194H67V193H66ZM214 194H215V192H214ZM220 194H221V193H220ZM220 194H219V195H220ZM247 194H248V192H247ZM250 194L246 195V198H248L247 196H249ZM8 195L10 196L11 194H8ZM39 195H41V194H39ZM52 195H53V194H52ZM95 195H96V194H95ZM138 195H139V194H138ZM188 195H189V194H188ZM202 195H203V194H202ZM258 195H260V194H259V191H258ZM258 195H257V198H259ZM12 196H13V195H12ZM12 196H11V197H12ZM23 196H24V197H23ZM125 196H126V195H125ZM196 196H197V195H196ZM242 196H243V197H242ZM30 197H31V196H30ZM43 197H44V196H43ZM45 197H50V196H45ZM94 197H95V196H94ZM198 197H199V196H198ZM202 197H203V196H202ZM218 197H219V196H218ZM220 197H221V196H220ZM262 197H263V196H262ZM13 198H14V197H13ZM52 198H53V197H52ZM55 198H57V197H55ZM58 198H59V197H58ZM67 198H68V196H67ZM70 198H68V200H70ZM76 198H77V197H76ZM194 198H195V197H193V199H194ZM211 198H212V197H211ZM30 199H32V198H30ZM45 199H46V198H45ZM49 199H50V198H49ZM73 199L75 200L74 197H73ZM73 199L71 200V201H73V203H71V205L73 204V206L71 207V206L69 205V206L71 207V209H72V208H74V209L76 208V207H75V204H74L75 202H74ZM181 199H182V198H181ZM193 199H192V200H193ZM203 199H204V198H203ZM205 199H206V198H205ZM216 199H218V198H216ZM216 199H215V201H216ZM251 199H250L251 202H250V201L247 202V203H251L250 205H252V203H253V202H252L253 199H252V200H251ZM32 200H33V199H32ZM41 200H43V198H42ZM47 200H48V199H47ZM53 200H54V199H53ZM61 200H62V199H61ZM65 200H66V199H65ZM65 200H64V201H65ZM195 200H196V198H195ZM198 200H199V199H198ZM248 200H249V199H248ZM43 201H44V200H43ZM110 201H111V200H110ZM193 201H194V200H193ZM199 201H201V200H199ZM202 201H204V200H202ZM217 201H218V202H216V204L213 203V204L216 205V206H215L216 208L214 207V208L216 209V212L219 210V208H220L219 203L221 202V201L219 202V200H217ZM27 202H28V203H27ZM35 202H36V201H35ZM54 202H55V201H54ZM56 202H57V201H56ZM66 202H67V201H66ZM66 202H64V203H66ZM127 202H128V201H127ZM131 202H132V201H131ZM204 202H205V201H204ZM211 202H214V201H211ZM211 202H210V203H211ZM226 202H227V201H226ZM4 203H5V204H4ZM114 203H115V202H114ZM191 203L193 204V208H194L195 201H194V202H191ZM191 203H190V204H191ZM222 203H223V202H222ZM227 203H228V202H227ZM3 204H4V205H3ZM18 204L16 203V205H18ZM52 204H53V203H52ZM66 204H67V203H66ZM76 204H77V203H76ZM78 204H79V203H78ZM198 204H199V202H198ZM46 205H47V204H46ZM46 205H42V206L46 207ZM53 205H54V204H53ZM112 205H113V204H112ZM118 205H119V204H118ZM196 205H197V204H196ZM200 205H201V203H200ZM203 205H204V204H203ZM223 205H224V203H223ZM256 205H259V204H256ZM260 205H261V204H260ZM37 206H40V205H37ZM82 206H83V205H82ZM125 206H126V204H125ZM190 206H191V205H190ZM207 206H208V204H207ZM209 206H210V205H209ZM244 206H246L247 208L244 207ZM248 206H249V205H248ZM14 207H15V206H14ZM56 207H57V206H56ZM119 207H120V206H119ZM140 207H141V206H140ZM191 207H192V206H191ZM203 207H204V206H203ZM203 207H202V208H203ZM226 207H227V205H226ZM250 207H251V206H250ZM196 208H197V207H196ZM205 208H206V207H205ZM205 208H203V209H205ZM210 208H211V207H210ZM223 208H224V207H223ZM40 209H41V206H40ZM43 209H44V208H43ZM60 209H61V208H60ZM120 209H121V208H120ZM179 209H180V208H179ZM188 209H189V208H188ZM198 209H199V208H198ZM225 209H226V208H225ZM225 209H224V210H225ZM231 209H230V210H231ZM244 209H245V211H243ZM247 209H248V210H247ZM252 209H250V210H252ZM9 210H10V208H9ZM65 210H66V209H65ZM78 210H79V209H78ZM194 210H195V209H194ZM196 210H197V209H196ZM209 210H210V209H209ZM43 211H44V210H43ZM74 211H75V212H74ZM74 211H73V212H74L75 214H72V215H74V217H71V218L73 219L72 224H70L71 226L69 225V226H70V229H66V230H68V232H67L68 238L70 237V239L73 240V241H72L73 243H71V244H72V245H71V246H72V252H73V250H74V251H75L74 254H76V253L78 254V258H77V263H78V264H96L97 262H96V263H94L95 261L93 262V260H94L95 258H91V256H92L93 254L90 256V254H91V253H90V252H91V248L89 247V244H88V240H89V239H88V240L86 239V236L88 237V235H87V232L84 230V229H85L84 226H82L81 223H80V221H81V220L79 219V216H80V215L78 216V215L76 214V213H77V209H75ZM117 211H118V210H117ZM182 211H183V210H182ZM190 211L193 212L192 209H190ZM199 211H200V210H199ZM207 211H208V210L206 209V212H205V211H204V212L207 213ZM211 211H212V210H211ZM211 211H210V212H211ZM231 211H233V210H231ZM231 211H230V212H231ZM17 212H16V213H17ZM62 212H63V211H62ZM88 212H89V211H88ZM191 212H190V213H191ZM230 212H229V213H230ZM12 213H13V212H12ZM39 213H40V214H39ZM103 213H104V212H103ZM110 213H111V212H110ZM198 213H200V212H198ZM208 213H209V212H208ZM212 213H213V212H212ZM224 213H225V212H224ZM7 214H8V213H7ZM18 214H19V213H18ZM60 214H61V213H60ZM101 214H102V213H101ZM196 214H197V212H196ZM201 214H203V213H201ZM216 214H217V213H216ZM222 214H223V213H222ZM244 214H245V213H244ZM129 215H130V214H129ZM133 216H134V215H133ZM137 216H138V215H137ZM141 216H142V215H141ZM188 216H189V215H188ZM191 216H192V215H191ZM191 216H190V217H191ZM205 216H206V214H205ZM205 216H204V218H205ZM213 216H215V215H213ZM127 217H128V216H127ZM129 217H130V216H129ZM11 218H12V217H11ZM30 218H31V217H30ZM32 218H33V217H32ZM35 218H36V217H35ZM139 218H140V217H139ZM196 218H197V217H196ZM46 219H47V218H46ZM83 219H84V218H83ZM114 219H115V218H114ZM205 219H206V218H205ZM205 219H204V220H205ZM232 219H233V218H232ZM240 219H241V217L239 218V220H240ZM260 219H261V218H260ZM16 220H17V218H16ZM16 220H15V221H16ZM34 220H35V219H34ZM53 220H54V219H53ZM239 220H238V224H239V222H240V224H242L241 222H244V221H241V220L239 221ZM258 220H259V219H258ZM1 221L3 222V224H2ZM29 221H31V220H29ZM44 221H45V219H44ZM46 221H47V220H46ZM57 221H58V220H57ZM133 221H134V220H133ZM133 221H132V222H133ZM233 221H234V220H233ZM17 222H18V220H17ZM52 222H53V221H52ZM70 222H71V221H70ZM81 222H82V221H81ZM84 222H85V221H84ZM139 222H140V221H139ZM185 222H187V221L185 220ZM188 222H189V220H188ZM193 222H194V221H193ZM204 222H205V221H204ZM235 222H237V221L235 220ZM26 223H28V222H26ZM49 223H50V222H49ZM97 223H98V222H97ZM108 223H109V222H108ZM135 223H136V222H135ZM141 223H142V222H141ZM189 223H190V222H189ZM189 223H188V224H189ZM198 223H199V222H198ZM231 223H232V222H231ZM23 224H24V223H23ZM32 224H34V223H32ZM40 224H42V223H40ZM114 224H115V223H114ZM161 224H162V223H161ZM185 224H186V223H185ZM204 224H205V223H204ZM240 224H239V226H240L239 228L242 227ZM262 224H263V223H262ZM27 226H29V225H27ZM40 226H41V225H39V223L35 222V224H34L32 227H30V226H29V227H30L31 229H35V230L37 231L38 229H40V228H39ZM59 226H60V225H59ZM93 226H94V225H93ZM128 226H129V225H128ZM206 226H207V225H206ZM234 226H235V224H234ZM7 227H6V228H7ZM45 227H46V226H45ZM45 227H44V228H45ZM87 227H89V226H87ZM117 227H118V226H117ZM141 227H142V226H141ZM157 227H158V226H157ZM188 227H189V226H188ZM190 227H191V226H190ZM197 227H198V226H197ZM11 228H12V227H11ZM17 228H18V227H17ZM41 228H43V227L41 226ZM44 228H43V229H44ZM68 228H69V227H68ZM111 228H112V227H111ZM115 228H116V227H115ZM183 228H184V227H183ZM194 228H195V227H194ZM7 229H8V228H7ZM15 229H16V228H15ZM31 229H29V230H31ZM177 229H178V228H177ZM177 229H176V230H177ZM206 229H207V227L205 228V230H206ZM212 229H213V228H212ZM237 229H238V228H237ZM253 229H254V228H253ZM0 230H2V229H0ZM3 230H5V229L3 228ZM11 230H12V229H11ZM23 230H24V229H23ZM26 230H28V229H26ZM40 230H41V229H40ZM188 230H189V229H188ZM195 230H196V229H195ZM203 230H204V228H203ZM207 230H208V229H207ZM216 230H218V229H216ZM8 231H9V230H8ZM87 231H88V230H87ZM90 231H91V230H90ZM189 231H190V230H189ZM213 231H215V230H213ZM242 231H243V229H242ZM0 232H1V231H0ZM26 232H27V231H26ZM34 232H35V231H34ZM54 232H55V231H54ZM54 232H53V233H54ZM98 232H99V231H98ZM186 232H187V231H186ZM186 232H185V233H186ZM196 232L199 233L198 230H197ZM200 232H201V230H200ZM16 233H17V232H16ZM24 233H25V232H24ZM30 233H31V232H30ZM35 233H36V232H35ZM122 233H124V232H122ZM178 233H179V232H178ZM187 233H188V232H187ZM189 233H190V232H189ZM202 233H203V231H202ZM202 233H201V234H202ZM205 233H207V231H206ZM233 233H234V232H233ZM242 233H243V232H242ZM26 234H27V233H26ZM235 234H236V233H235ZM27 235H28V234H27ZM52 235H53V234H52ZM55 235H56V237H55V238L53 237L54 239H53V241H52V244H53V246L55 247V250H56V249H59L60 252H61V253L59 252L60 254H58V253H57V254H58V255H61V254H62V255L65 254V255H66V253H65V252H66L65 249L60 248L61 240H64V241H65V238L62 236V234H61V236H62L64 239H63L61 236H60V238L57 237V234H55ZM105 235H106V234H105ZM185 235H186V234H185ZM202 235H203V234H202ZM202 235H201V236H202ZM205 235H206V234H205ZM255 235H256V234H255ZM7 236H8V234H7ZM7 236H6V237H7ZM9 236H10V235H9ZM13 236H14V235H13ZM25 236H26V235H25ZM25 236H23V237H25ZM149 236H150V235H149ZM197 236H198V235H197ZM206 236H207V235H206ZM206 236H204V237H206ZM243 236H244V235H243ZM26 237H27V236H26ZM26 237H25V238H26ZM107 237H108V236H107ZM188 237H189V236H188ZM198 237H199V236H198ZM255 237H256V236H255ZM44 238H45V237H44ZM120 238H121V237H120ZM130 238H131V237H130ZM141 238H142V237H141ZM192 238H194V237H192ZM192 238H191V239H192ZM208 238H209V236H208ZM208 238H207V239H208ZM0 239H3V237L0 238ZM7 239H8V238H7ZM7 239L4 240V241H7V243H8V240H9L10 238H9L8 240H7ZM40 239H41V238H40ZM131 239H132V238H131ZM205 239H206V238H205ZM207 239H206V241H207ZM232 239H233L234 242L237 243L238 240H239V236H238V234L233 235ZM261 239H262V238H261ZM19 240L21 241V238H20ZM24 240H25V239H24ZM24 240H23V241H24ZM26 240H27V239H26ZM26 240H25V241H26ZM67 240H68V239H67ZM106 240H107V239H106ZM124 240H125V239H124ZM193 240H194V239H192V242L195 241V240H194V241H193ZM198 240H199V239H198ZM13 241H14V240H13ZM23 241H22V242H23ZM40 241H41V240H40ZM122 241H123V239H122ZM128 241H129V240H128ZM148 241H149V240H148ZM201 241H202V240H201ZM208 241H210V240H208ZM208 241H207V242H208ZM246 241H247V240H246ZM248 241H249V240H248ZM254 241H255V239H254ZM254 241H253V242H254ZM11 242H12V239H11ZM22 242H21L20 244H22ZM29 242H30V241H29ZM32 242H33V241H32ZM43 242H44V241H43ZM70 242H71V241H70ZM89 242H90V240H89ZM181 242H182V241H181ZM185 242H186V241H185ZM9 243H10V242H9ZM17 243H18V242H17ZM27 243H28V242H27ZM30 243H31V242H30ZM33 243L35 244V242H33ZM46 243L49 244L50 242H46ZM63 243H65V242H63ZM66 243H67V242H66ZM66 243H65V245H66ZM194 243H195V242H194ZM208 243H209V242H208ZM208 243H207V244H208ZM236 243H235V244H236ZM245 243H246V242H245ZM248 243H249V242H248ZM255 243H256V241H255ZM12 244H13V245H12ZM12 244H7L8 247H10V248L8 249V251H5V250H4V253H3L4 256L0 257V258H1V259H0V264H1V262H2V263H5V264H19V263H21L20 256L22 257V253H21V255H20V254L18 253V249H20V248L22 247V245H20V244H17V245H16V243L14 244L13 242H12ZM40 244H41V242H40ZM106 244H107V243H106ZM114 244H115V243H114ZM128 244H129V243H128ZM128 244H127V245H128ZM144 244H145V243H144ZM243 244H244V243H243ZM4 245H6V243H5ZM9 245H10V246H9ZM11 245H12V246H11ZM62 245H64V244H62ZM68 245H69V243H68ZM137 245H138V244H137ZM24 246H25V244H24ZM29 246H30V245H29ZM45 246H46V244H45ZM190 246H191V245H190ZM204 246H205V244H204ZM246 246H247V245H246ZM256 246H257V245H256ZM8 247H6V248H8ZM54 247H53V249H54ZM63 247H64V246H63ZM106 247H108V246L106 245ZM130 247H131V246H130ZM143 247H144V246H143ZM235 247H236V246L234 245V248H235ZM26 248H28V245L26 246ZM40 248H42V247H40ZM68 248H69V247H68ZM100 248H101V247H100ZM206 248H208V247L206 246ZM234 248H233V249H234ZM255 248H256V247H255ZM3 249H5V247H3ZM31 249H32V250H35V249H36V246H35V245H32V243H31ZM50 249H51V248H50ZM66 249H67V247H66ZM187 249H188V248H187ZM211 249H212V247H211ZM231 249H232V248H231ZM247 249H248V246H247ZM1 250H2V249H1ZM6 250H7V249H6ZM22 250H23V252L26 251V249L24 250V247H23ZM22 250H21V251H22ZM27 250H28V249H27ZM39 250H40V249H39ZM55 250H54V251H55ZM67 250H68V249H67ZM69 250L71 251V249H69ZM93 250H94V249H93ZM122 250H123V249H122ZM236 250H237V249H236ZM29 251H30V249H29ZM42 251H44V250H42ZM57 251H58V250H57ZM70 251H69L68 253H71ZM175 251H176V250H175ZM182 251H183V250H182ZM19 252H20V251H19ZM27 252H28V251H27ZM27 252H26V254L29 253V252H28V253H27ZM38 252H39V251H38ZM114 252H115V251H114ZM206 252H210V251L207 249ZM236 252H237V251H236ZM45 253H46V252H45ZM106 253H107V252H106ZM194 253H195V252H194ZM196 253H199V252L196 251ZM203 253H204V252H203ZM213 253H214V252H213ZM253 253H254V252H253ZM1 254H2V252H1ZM18 254H19V255H18ZM40 254H41V253H40ZM54 254H56V253H54ZM57 254H56V255H57ZM119 254H120V253H119ZM148 254H149V253H148ZM199 254H200V253H199ZM208 254H210V253H208ZM208 254H207V255H208ZM214 254H215V253H214ZM226 254H227V253H226ZM235 254H236V253H235ZM24 255H25V252H24ZM24 255H23V256H24ZM31 255L33 256L32 253H31ZM67 255H68V254H67ZM67 255H66L65 257H67ZM115 255H116V254H115ZM125 255H126V254H125ZM128 255H129V254H128ZM179 255H180V254H179ZM183 255H184V253H183ZM245 255H246V254H245ZM0 256H1V255H0ZM29 256H30V255H29ZM46 256H47V255H46ZM48 256H49V255H48ZM48 256L46 257V259L48 258ZM71 256H72V255H71ZM71 256H70V257H71ZM76 256H77V255H76ZM117 256H118V255H117ZM186 256H187V255H186ZM195 256H196V255H195ZM201 256H202V252H201L200 257H201ZM213 256H214V255H213ZM225 256H226V255H225ZM235 256H236V255H235ZM263 256H264V255H263ZM30 257H31V256H30ZM35 257H36V256H35ZM60 257H61V256H60ZM63 257H64V256H63ZM93 257H94V256H93ZM97 257H98V256H97ZM177 257L180 258L181 256H180V257L177 256ZM198 257H199V256H198ZM202 257H204V256H202ZM202 257H201V258H202ZM209 257H210V255H209ZM220 257H221V256H220ZM23 258H24V257H23ZM25 258H26V256H25ZM25 258H24V259H25ZM27 258H28V257H27ZM41 258H42V257H41ZM58 258H59V257H58ZM68 258H69V257H68ZM73 258L75 259L76 257L74 256ZM201 258H199V259H201ZM206 258H207V257H206ZM206 258H205V259H206ZM21 259H22V258H21ZM42 259H43V258H42ZM46 259H45V260H46ZM63 259H66V258H63ZM63 259H62V260H63ZM69 259H70V258H69ZM99 259H100V258H99ZM106 259H108V258L106 257ZM127 259H128V258H127ZM171 259H172V258H171ZM175 259H176V258H175ZM195 259L197 260V263H199L198 261H200V260H198V258H196V257H195ZM209 259H210V258H209ZM209 259H208V260H209ZM227 259H228V258H227ZM232 259H233V258H232ZM263 259H264V258H263ZM26 260H27V259H26ZM34 260H36V259H34ZM38 260H39V259H38ZM56 260H58V259H56ZM177 260H178V259H177ZM186 260H189V259H186ZM203 260H204V258H203ZM22 261H25V260L22 259ZM48 261H49V260H48ZM63 261H64V260H63ZM65 261H66V260H65ZM65 261H64V263H65ZM126 261H127V260H126ZM126 261H125V262H126ZM173 261H174V260H173ZM178 261H179V260H178ZM180 261H181V260H180ZM180 261H179V262H180ZM184 261H185V260H184ZM205 261H206V260H205ZM224 261H225V260H224ZM39 262H40V261H39ZM42 262H43V261H42ZM49 262H50V261H49ZM68 262H69V261H68ZM72 262H73V261H72ZM101 262H102V261H101ZM185 262H186V261H185ZM189 262H190V261H189ZM193 262H194V260H193ZM260 262H261V261H260ZM260 262H259V263H260ZM33 263H34V262H33ZM44 263H45V262H44ZM57 263H58V262H57ZM64 263H63V264H64ZM70 263H71V259H70ZM75 263H76V262H75ZM103 263H104V262H103ZM114 263H115V262H114ZM135 263H136V262H135ZM177 263H178V262H177ZM181 263H182V261H181ZM186 263H187V264H190V263H188V262H186ZM200 263H201V262H200ZM202 263H203V262H202ZM202 263H201V264H202ZM262 263H263V262H262ZM21 264H22V263H21ZM23 264H24V262H23ZM30 264H31V263H30ZM34 264H35V263H34ZM45 264H46V263H45ZM59 264H60V263H59ZM68 264H69V263H68ZM73 264H74V263H73ZM127 264H128V263H127ZM136 264H137V263H136ZM171 264H174V263L171 262ZM175 264H176V263H175ZM184 264H185V263H184ZM207 264H208V263H207ZM263 264H264V263H263Z\"/></svg>",
  "mask_w": 264,
  "mask_h": 264
}]
</instances>
